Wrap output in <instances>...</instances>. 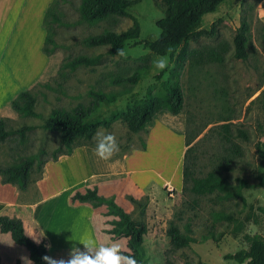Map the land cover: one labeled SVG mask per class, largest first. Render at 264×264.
<instances>
[{
	"label": "rangeland",
	"instance_id": "obj_1",
	"mask_svg": "<svg viewBox=\"0 0 264 264\" xmlns=\"http://www.w3.org/2000/svg\"><path fill=\"white\" fill-rule=\"evenodd\" d=\"M158 2L140 0L127 10L129 17H111L90 23L79 16L80 0H50L48 6L53 17L48 15L45 27L43 23L40 26L43 38L30 41L31 35L35 37L37 33H29V39L27 35H21L23 40L16 43L13 39L18 37L17 34L10 41L0 39V87H4V92L0 91V100L7 97L0 103V118L4 120L7 133L0 142V168L24 160L32 162L28 186L18 192L17 206L11 214H24L21 205L38 200L36 182L42 176L44 164L53 162V156L59 151H65L58 133L43 127L51 112L71 113L77 106L91 108L92 113L86 122H105L106 125H99L96 131L107 130L115 135L119 144V152L112 158L141 150L143 143L144 148L145 144L147 146L134 156L137 157L136 168L146 181H152L153 188L148 189L139 206H133L129 211L132 220L142 222L146 227L142 239L143 264H233L224 261L222 256L246 249L252 239L264 242V164L257 159L255 152L257 144L264 140V0H224L215 12L203 15L200 27L190 33L186 43L187 49L218 44L227 46L221 64L191 69L185 65L180 76L186 129L191 134L200 132L190 144V171L193 177L201 178L216 172L219 164L225 163L228 168H220L219 175L228 183L241 186L239 197L227 199L220 198L216 192L182 194L180 188L175 190L167 182L158 188L159 180L171 176L176 167L179 134L170 132L164 124H157L146 134H133L116 118L138 104L147 93L160 96L159 83L168 77L172 68L168 60V67L159 71L154 64L158 56L139 44L159 35L155 26V21L162 17ZM130 17L138 22L139 35L136 40L125 43L123 56L109 54L105 46L89 47L84 43L86 38L104 30L119 32L126 29L131 25ZM242 21L248 24L249 31L246 57L239 59L233 56L232 40ZM1 25L6 27L8 23H1L0 28ZM200 30L212 31L213 35H198ZM44 35L49 39L47 56L42 52ZM75 57H85L90 62L68 67L67 63ZM33 69L41 70L34 79V74L30 77ZM137 70L147 71V74L142 75L136 84L117 82ZM157 75L158 79L155 78ZM26 79L29 83L23 84ZM21 91H28L33 97V115L10 108L9 102ZM95 95L104 97V100L97 102ZM220 117L230 118V133L239 148V156L229 157L228 147L218 129L223 123L219 121ZM237 129L246 133L247 140L234 137ZM95 133L88 143L94 148ZM175 182L177 174H174ZM53 186L58 188L56 182ZM60 188L65 189L55 202L37 207L39 224L46 227L53 245L60 244L62 229H71L65 227L67 220L77 227L84 223L83 213L70 209L65 201L73 185L64 183ZM221 215L228 216V220L221 219ZM112 219L111 216L105 217L102 231L110 229L108 221ZM169 224L198 242L171 249L165 235ZM28 228L30 235L39 241L41 236L37 230L33 226ZM102 238L103 242L112 240L106 233H102ZM112 241H118L122 251H127L124 239ZM29 262L22 247L14 245L8 235L0 234V264Z\"/></svg>",
	"mask_w": 264,
	"mask_h": 264
},
{
	"label": "trees",
	"instance_id": "obj_2",
	"mask_svg": "<svg viewBox=\"0 0 264 264\" xmlns=\"http://www.w3.org/2000/svg\"><path fill=\"white\" fill-rule=\"evenodd\" d=\"M140 0H80L78 13L80 18L86 22H98L111 17H129L127 10L137 4ZM224 0H159L157 7L162 13V17L155 21V26L159 30V35L150 40L140 41L142 48L150 53L160 57L168 56L172 68L168 77L159 83L162 94L154 96L147 93L146 96L135 106H132L116 116L130 133L143 132L147 133L146 125L152 120L153 116L160 111H165L171 116H176L183 110V97L180 88V76L185 65L189 69L201 67L209 64H221L227 53L225 44H218L214 47L201 46L199 48L187 49L186 43L190 33L200 27L203 15L213 13ZM50 8L46 10L43 26L45 27L46 17L50 13ZM131 18V25L126 29L115 32L113 30H104L101 33L88 37L84 43L89 47H107L108 53L117 55V50L124 48L127 41H134L139 35L138 22ZM249 26L242 21L233 37V56L244 59L246 57L245 44ZM47 32V31H46ZM198 35H213L212 31L206 33L203 30L197 32ZM49 42L47 35L44 38L42 52L47 56L46 44ZM110 46V47H109ZM89 59L85 57H75L67 63L70 68L79 65L89 64ZM147 71H135L132 75L118 79L117 82H126L136 84L142 75ZM157 75L155 78L158 79ZM96 101L104 100V97L95 95ZM33 97L28 91H21L16 98L9 102L10 108L26 115H33L32 106ZM92 113L90 109H83L80 106L75 107L71 113L52 111L49 118L44 122L43 127L49 131L58 133L60 142L65 151H59L57 156H68L75 148L89 146L97 127L106 125L101 123H87ZM219 121L223 122L218 126L221 139L227 145L230 156H239V148L233 143L230 133L231 124L229 117H220ZM185 119L183 144L185 150L181 162V187L182 194L190 192L195 195H207L214 192L220 194V198L227 199L239 197L240 185H232L224 180L218 173L220 168L227 170L225 163L219 164L216 172L207 173L201 178H195L190 171L189 155L191 152V143L200 132L191 134L187 131ZM7 133L4 129V120L0 118V142H2ZM234 137L247 140V135L242 130H235ZM264 139V130H263ZM144 150V143L141 145ZM60 150V149H59ZM257 159L264 164V140L256 146ZM53 156V160L57 158ZM32 162L24 160L19 164L0 168L1 184H10L18 192L24 191L28 186L29 172ZM145 199V198H144ZM127 200L134 206H139L141 201H136L131 197ZM87 203L92 208L104 206L106 213L104 216L113 217L108 221L110 229L102 231L111 236L112 240L124 239L126 250L122 251L125 255H132L137 259L138 264H143L142 258V239L146 232V227L142 222L134 221L130 215L124 212L113 201L112 197H101L96 194L95 189H85L83 193L75 192L70 197V202ZM221 219H227L228 216L221 215ZM0 234H7L10 241L22 247L28 255L31 264H44L42 257L49 256L46 250V243L41 239L34 243L24 233L21 221L18 218H9L0 215ZM165 235L169 240L171 249H181L188 247L190 244H196V239L184 235L173 225L169 224ZM224 261L233 264H264V242L259 239H252L246 249H240L230 254L222 256ZM18 264V263H16Z\"/></svg>",
	"mask_w": 264,
	"mask_h": 264
},
{
	"label": "crops",
	"instance_id": "obj_3",
	"mask_svg": "<svg viewBox=\"0 0 264 264\" xmlns=\"http://www.w3.org/2000/svg\"><path fill=\"white\" fill-rule=\"evenodd\" d=\"M49 2L50 0H0V24L8 23L6 27L5 25H1L0 39L4 40L7 38L10 41L13 35L17 34L18 37L13 39V42L16 43L17 40H23L20 38L21 35L26 37L29 33H37L35 37L31 35L32 40L30 39V41H33V38H41L43 31L40 26L43 23L45 10L49 7ZM18 25H20L19 28L17 27ZM33 50H35L34 47ZM40 71L39 69H33L30 77L34 74L32 78H36ZM28 81L29 79H26L23 84H26ZM21 85L20 83L19 86ZM2 90L4 92V87H0L1 92ZM6 98L0 100V103L4 102ZM157 124L159 126L164 124L169 128L170 132L174 133L175 131L180 137V150L176 167L171 176L161 178L158 183V188L163 185V182H167L177 190L181 187V162L183 149L185 148L183 144L185 127L183 111L176 116H171L165 111L158 112L146 125L147 131L154 129ZM146 147L145 144L144 149ZM94 149V147L81 146L75 148L68 156H57L53 162H46L43 167L42 176L36 182L39 198L36 202L21 205L24 214H11L14 207L17 206L18 191L14 186L1 184L0 182V215L18 218L22 223L25 235L34 243H38L41 239H44L48 255L55 259L67 258L72 245L75 244L78 247H82L78 243H82L88 236H92L97 244L104 243L102 228L106 217L104 216L106 213L105 207L92 208L87 203L76 201L71 203L70 197L75 192L83 193L85 189L94 188L98 196L112 197L114 203L129 214L133 205L127 200V197L140 201L147 195L148 189L153 188L152 181H146L143 173L139 168H136L137 157L134 155L142 153L144 150H133L121 157L105 161L95 155ZM174 174H177V182L175 183H173ZM55 182L58 188L53 186ZM64 183L73 185L65 201L70 209L79 210L83 213L82 220L84 223L77 227V225L71 224L67 220L65 227H70L71 231L62 229L59 234L60 244L53 245L50 244L49 232L46 227L42 228L39 224L37 207L48 202L50 206L55 202L65 189L60 188L63 187ZM50 213L51 210L48 215ZM28 226H33L37 230L41 236L39 241L30 235V228ZM4 235L7 236V234ZM52 246L54 247L52 248Z\"/></svg>",
	"mask_w": 264,
	"mask_h": 264
},
{
	"label": "clouds",
	"instance_id": "obj_4",
	"mask_svg": "<svg viewBox=\"0 0 264 264\" xmlns=\"http://www.w3.org/2000/svg\"><path fill=\"white\" fill-rule=\"evenodd\" d=\"M117 55L123 56L124 51L118 49ZM154 64L159 71H164L168 67V56L158 57ZM94 139L96 141L94 152L99 159L110 160L113 155L119 152V144L115 135L107 130L98 129ZM78 244L82 247L73 244L67 258L55 259L45 255L42 257L44 264H138L134 256L123 254L118 241L106 239L104 243L97 244L92 236H88Z\"/></svg>",
	"mask_w": 264,
	"mask_h": 264
}]
</instances>
